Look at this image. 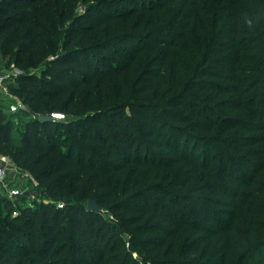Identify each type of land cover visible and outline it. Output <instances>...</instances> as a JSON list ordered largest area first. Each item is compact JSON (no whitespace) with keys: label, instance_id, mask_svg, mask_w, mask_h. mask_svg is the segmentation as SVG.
<instances>
[{"label":"trees","instance_id":"1","mask_svg":"<svg viewBox=\"0 0 264 264\" xmlns=\"http://www.w3.org/2000/svg\"><path fill=\"white\" fill-rule=\"evenodd\" d=\"M205 1L159 0L153 30L115 51L130 16L109 4L0 0V50L55 56L12 91L74 117L67 149L64 120L40 121L39 136L30 124L33 140L16 144L0 117V151L51 197L4 222L0 264H264V0H220L212 32Z\"/></svg>","mask_w":264,"mask_h":264},{"label":"rangeland","instance_id":"2","mask_svg":"<svg viewBox=\"0 0 264 264\" xmlns=\"http://www.w3.org/2000/svg\"><path fill=\"white\" fill-rule=\"evenodd\" d=\"M159 0H71L73 4L75 5V11L77 13H84L88 6L91 4H102V5H110V8L114 14H128L130 17L128 20H123L122 22L117 23L113 27L112 33L117 35L119 34L117 39L113 41V48L115 51L122 50L124 48H129V42H135V39H132L131 36H128L125 34L128 31H135L137 32L138 38H142L143 36H146L148 32L153 30L154 26L156 25V21H151V12L153 6L158 2ZM220 5V0H208L204 2L203 5V15H201V18H206L209 22L208 28L209 32L213 31L214 27V21H215V14L217 7ZM202 29L205 31L207 28H205L204 23L201 24ZM167 32V31H166ZM61 39L59 40V45L56 44V48L58 49L57 52L61 53L63 52V36L66 37L65 27L61 28ZM164 34V33H163ZM162 36V35H161ZM25 42H30L31 38L23 39ZM22 40V42H23ZM22 49L24 50V53L21 57V55L17 54V51H15L14 55H5L0 50V69H7L9 71H13L14 68H19L22 71V75L24 76H34L36 80H39L44 74V70L46 69L47 62L52 59L53 53L48 54L47 57H38L34 54H31L30 52L26 51V46H23ZM130 49V48H129ZM23 52V51H22ZM99 50H95L93 53H98ZM79 60H93L91 54L84 53L78 57ZM7 61L10 63L7 64ZM97 66H100L99 63H95ZM22 75H20L18 78H20ZM123 78V82L126 83L127 80H130V78L127 77V80L125 77ZM15 82V81H14ZM12 84V83H11ZM85 94H86V100L89 99L88 97L93 94H97L98 96L104 95L105 91L107 90V83L101 82L100 85H96L94 89H87L85 88ZM13 92V91H12ZM14 97L17 99H20L23 101L24 107L21 108L19 111L13 113L10 111L9 107V100H5L0 96V117L1 121L4 123L11 122L12 123V129L11 134L13 136V142L16 144H23L25 142V139L31 138L33 133H29L27 128L28 125L31 124L34 128V133L36 135H42L44 134V130L42 125H40V118L43 114L42 112L36 110L31 102L28 99H24L22 96L17 94L16 92H13ZM60 112V111H56ZM52 115V113H50ZM71 118H74L67 114V116L64 119V123L66 124L69 122ZM59 125L58 130H54V132L57 135L62 136V141L64 142V145H62L63 149H67V145L65 144L68 140V137L70 136L69 128L66 125ZM39 132V133H38ZM38 133V134H37ZM188 148V147H186ZM189 152H192L196 150V154H201L202 150H204L203 145L199 143L196 140H193V142L190 144L188 148ZM1 152V151H0ZM216 163L218 161H215ZM26 171L32 174L34 178H36L35 174L28 168H25ZM37 179V178H36ZM39 182V181H38ZM50 195L45 190V187L42 186L39 182V185L37 187H34L32 189V193H26L19 197H12L6 189L0 187V216H2L3 221L0 219V228L7 229V225H4V222L10 221L11 216H17L25 211V208H37L41 203L49 202L50 201ZM61 202L66 203L64 200H58ZM89 203V201H88ZM56 204V201L54 202ZM100 212H103L107 217H110L114 219V215H112L107 209L103 208L99 210ZM8 230V229H7ZM264 252V251H263ZM135 257L138 259H142V256L135 252Z\"/></svg>","mask_w":264,"mask_h":264},{"label":"built area","instance_id":"3","mask_svg":"<svg viewBox=\"0 0 264 264\" xmlns=\"http://www.w3.org/2000/svg\"><path fill=\"white\" fill-rule=\"evenodd\" d=\"M22 75L19 68H14L13 71L0 69V96L9 100L10 111L15 113L24 107L23 101L14 97L11 89V83L16 81ZM55 120H64L66 115L61 112L52 113ZM39 182L14 161L10 155L0 152V187L12 197H19L26 193H32V189L37 187ZM56 204L63 208L64 202L56 201Z\"/></svg>","mask_w":264,"mask_h":264},{"label":"water","instance_id":"4","mask_svg":"<svg viewBox=\"0 0 264 264\" xmlns=\"http://www.w3.org/2000/svg\"><path fill=\"white\" fill-rule=\"evenodd\" d=\"M54 117L51 114H42L40 121L41 122H47V121H54ZM88 209H93V210H100L102 209V205H100L95 199L89 200L88 203Z\"/></svg>","mask_w":264,"mask_h":264}]
</instances>
